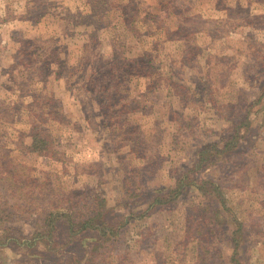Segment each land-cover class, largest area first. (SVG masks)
I'll use <instances>...</instances> for the list:
<instances>
[{
	"label": "rangeland",
	"instance_id": "374dc122",
	"mask_svg": "<svg viewBox=\"0 0 264 264\" xmlns=\"http://www.w3.org/2000/svg\"><path fill=\"white\" fill-rule=\"evenodd\" d=\"M0 264H264V0H0Z\"/></svg>",
	"mask_w": 264,
	"mask_h": 264
},
{
	"label": "trees",
	"instance_id": "16d2710c",
	"mask_svg": "<svg viewBox=\"0 0 264 264\" xmlns=\"http://www.w3.org/2000/svg\"><path fill=\"white\" fill-rule=\"evenodd\" d=\"M34 150L38 152V150H37V149H34Z\"/></svg>",
	"mask_w": 264,
	"mask_h": 264
}]
</instances>
